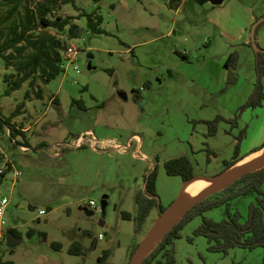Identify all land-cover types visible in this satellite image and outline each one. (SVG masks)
I'll return each mask as SVG.
<instances>
[{"label":"rangeland","instance_id":"374dc122","mask_svg":"<svg viewBox=\"0 0 264 264\" xmlns=\"http://www.w3.org/2000/svg\"><path fill=\"white\" fill-rule=\"evenodd\" d=\"M29 1L34 6L47 0ZM172 1L101 0L96 3L94 0H76L75 8L73 4L59 0L49 13L50 17L78 15V9L88 13L96 11L102 16L101 27L105 31L91 32L87 16L76 19L82 29L78 38L70 39L66 31L49 29L66 44V49L61 50L65 71L48 84L37 79L31 86L30 80H27L22 88L6 94L3 75L7 69L5 60L0 57V153L5 145L8 155H20L19 150L15 149L16 143L1 120H10L12 105H18L24 98H32L37 105V124L33 122L36 125L33 124V130L29 134L33 145L44 143L47 150L69 149L74 146L75 139L87 131H91L99 140H112L108 146H99V151L105 150L103 154L93 153L87 141L85 149L80 151L82 153L77 155L74 151L76 155L67 156L70 162L65 159L55 160L63 165L54 168H27L15 164L16 169L22 172L23 181L43 184V193L26 196L15 189L11 194L10 178H13V172H9L0 186V205L4 198L10 201L2 215L4 224H0V261H12L15 264H130L137 247L162 211L177 198L183 184L181 177H169L164 164L158 163L151 156V149L157 143L147 133L138 130V124L158 129L161 148L166 146V152L169 147L177 151L180 148L179 140L184 145L188 142L193 145L189 140L190 135L203 133L204 125L195 121L198 118L191 109L185 110L182 101L186 102L184 96L190 94L185 92L183 95L184 90L169 83L167 67L162 66L161 73L164 75L161 78L164 83L159 84L157 77L154 78L157 70L152 67L155 56L141 58L139 54L152 49L160 50L163 52L161 63H174L181 57L172 48L179 52L201 50L203 53L226 52L232 48H227L226 39L217 36V29L213 25H207L206 14L212 8L211 3L200 4L197 0H185V10L176 14L177 4L174 0L172 6ZM173 22L176 35L153 42ZM252 28L253 25L251 30ZM256 29L257 43L264 48V22L259 23ZM261 33L263 41L259 43ZM70 50L76 52V55L72 53L76 57L73 62L69 61ZM252 50L256 52L254 47ZM233 51L241 54L238 48ZM89 61L91 65H88ZM16 69L13 65L8 71ZM147 73L150 81L156 84L154 89L145 86L150 83L146 81ZM137 82L143 84L138 86ZM262 83L264 94V76ZM28 90L30 96L26 97ZM135 91L142 93L153 103L150 114L146 113L141 117L143 102L135 103ZM64 93H69L78 102L71 106V111H66L70 107L65 103L66 110L56 107L55 94ZM121 93L126 94V100ZM245 104L235 113L240 125L236 136H239L240 131L246 130L241 142L242 149L250 148L253 143H257L256 148H259L264 143V100L259 105L243 109ZM251 109L254 110L249 112ZM223 121L232 123L234 120ZM234 122L236 126L232 125L237 127L236 120ZM219 131L225 133L221 126ZM204 133L209 134L206 126ZM133 134L144 138V148L137 149L140 144L138 140L133 146L131 143L127 147L126 141ZM221 145L225 146L226 143L221 142ZM162 154L160 149L159 156L162 157ZM29 155L35 156V153L31 152ZM207 161L210 164H201L198 160L200 164L195 165V176H214L222 171L218 170L220 166L214 162L213 156L208 157ZM155 167L158 168V205L136 231L139 212L136 196L144 192L146 177ZM9 170L8 166L6 172ZM104 201H107L106 205ZM255 201V194L240 197L233 202L232 211L238 210L244 221L248 217L249 205ZM90 202L97 209H91ZM42 209L48 213L42 215ZM125 213L130 215L129 219L123 216ZM204 217L214 221L225 220L228 217L226 207L209 210L185 226L181 238L174 242V264H262L263 248H234L227 255L210 252L206 238L194 235ZM10 229L20 233L21 243L9 245L7 236ZM31 230L35 234L30 237L28 233ZM41 234H45V238ZM74 243L82 245L81 255L69 253Z\"/></svg>","mask_w":264,"mask_h":264},{"label":"crops","instance_id":"0c3cea01","mask_svg":"<svg viewBox=\"0 0 264 264\" xmlns=\"http://www.w3.org/2000/svg\"><path fill=\"white\" fill-rule=\"evenodd\" d=\"M197 1L200 4H203L205 2L211 3L207 0ZM176 4V14H180L181 12H183V10H185V0H179ZM211 4L212 8L208 9L206 14L207 25H213L217 29V36L219 38L226 39L225 44L227 48H232V50H227L226 52L222 51L219 53H203L201 50L196 52H192L191 50L179 52V50L172 48V51L174 53H178L181 57V59L177 58V61L174 63H161V59H163L161 58V53L163 52H161L160 50L155 51L152 49L150 52L142 51L139 54L141 58H147L149 55L155 56L153 58L155 60H153L152 62V67L153 69L157 70L154 78L157 77L156 79L158 80L159 84L164 83L163 78H161V75H164L161 73L162 66L165 65L167 67L168 76L170 78L169 83L175 88L184 90L183 95L186 94L185 92L190 94V96H184L186 97V102L182 101L185 110L191 109L192 113L196 114L198 118L195 121L200 122L204 125V127L202 128L203 133L199 132L198 134L190 135L189 137V140L192 141L194 146L190 142H188L187 145H184V142L179 140L180 151H178L179 149L176 151L172 147H169V150L166 152V146H163V148H161L159 142L160 132L158 131V129H154L148 127L143 123H139L138 130L147 133V136L157 143V146L151 149V156L153 158H156L158 163L162 162L163 164H165V162L171 159L178 158L180 156H186L192 162L195 168V165L200 164L199 162H201V164H210L209 161H207L208 157L213 156L214 162L220 166L218 170H223L222 162L230 159L233 156L235 146L237 144L236 133L240 128L239 121L235 117V113L238 108L245 104L255 87L256 57L255 51L253 52V47L250 44L252 41L251 26L256 21L263 18L262 16L264 15V0H224L221 4L218 5H214L213 3ZM263 21H261L260 23H262ZM174 24L175 22L169 25L165 32H160V34L155 37L153 42H160L165 38H171L176 35L177 30ZM258 41L259 43H262V33L259 35ZM235 48H238L241 52V54H239L238 65L235 70V73L239 80L237 79L234 84H227L228 68L225 65V61ZM146 77L148 78L146 81H149L150 83L145 86L149 87L150 89H154L156 84L154 81H150L151 78L149 76V73H147ZM137 83L138 86L143 84L142 82ZM160 86L161 85H158V87ZM135 94V103L140 104L143 102L140 111L142 113L141 117H143V115H145L146 113L150 114V109L153 107V103L148 100V98L142 93L135 91ZM55 98L56 100H58V103H56V107L58 109L61 108L63 110H66L64 103L65 105H68L70 107V110L67 109L66 111H71V106L73 107L75 103H78L76 102L75 98H71L69 96V93L59 95L55 94ZM35 103L36 101L32 100V98L31 100H25L24 98V100L18 105H12L13 111L11 114L10 123L13 124L17 130L23 132L25 136L24 138L22 136H19L17 140L21 142H24L26 140L29 142V145L19 146L15 144L17 145V148L15 149L19 150L20 153V155L17 156L14 155L13 157H11L10 155H8V148L5 145H3L4 150L1 151L2 153H0V169L5 170L6 166H11L9 171H4L5 173L2 175L3 177L0 176V186L7 178L9 172H13L14 176L13 178H10L12 182L11 194L14 193L15 189H17L18 192L22 195L26 194V196H31L33 195V193L37 192L40 194L43 193V189H41L43 184L37 181H23L22 172L16 169L15 164L18 163L20 166H27V168H54L56 166L63 165L59 164L58 161L56 163L55 160L65 159L70 162L71 160L67 159V156H73L82 153L80 151L82 149H85L87 141L88 143H90L89 147L91 151L95 154L104 153L103 151L105 150L99 151L100 145L108 146V144L112 143V140L110 139L99 140V138L91 131H87L82 135H79L75 139L73 144L74 146L72 148H69L70 150L68 148L59 150H47L48 147H46L47 145H45L44 143L33 145L29 138V134L32 132L33 126L37 124L36 113L38 111L37 105ZM253 110L254 109H251L249 112H252ZM218 117H221L225 120H236L238 126L234 127L230 122L220 121L216 134L213 136H208L204 133L205 126L207 128V132L209 131L206 123L214 121ZM34 121L36 124L33 123ZM220 126L222 127V129H224L225 133H221L219 131ZM6 130L8 131V134L10 136V131L7 127ZM221 134L225 136H221ZM89 138L92 139V143L89 142ZM17 140H14V142L16 143ZM115 140L116 139H114V142ZM137 140L140 142V144L137 145V149L144 148V138H142L138 134H133L127 139V147L130 146L131 143L133 146L134 142H137ZM221 142H225L226 145H221ZM256 146H258V144L253 143L250 148L242 149L241 147L240 162L246 158L258 155L259 153L264 154V150L255 153L256 150L260 148H256ZM124 148L126 147L124 146ZM160 149L163 152L162 157L159 156ZM74 151H76V154L74 153ZM31 152L35 153V156H30L29 153ZM210 162H212V160H210ZM17 172L21 173V176L19 178H17ZM8 204H10V201ZM49 209L52 210L51 207H49ZM43 210L45 209H42L40 211Z\"/></svg>","mask_w":264,"mask_h":264},{"label":"trees","instance_id":"16d2710c","mask_svg":"<svg viewBox=\"0 0 264 264\" xmlns=\"http://www.w3.org/2000/svg\"><path fill=\"white\" fill-rule=\"evenodd\" d=\"M94 1L99 3L101 0ZM175 1L177 3L179 0ZM62 2L70 3L75 8L77 7L76 0H62ZM58 3L59 0H47L33 6L29 0H0V57L5 60L7 69L3 75V80L6 83V94H12L13 91L20 89L27 80H30L31 86L37 82V79L48 84L65 71L61 50L66 49V44L54 33L50 32L49 29L53 28L60 32L66 31L70 39L78 38L81 36L82 29L76 23V19L87 16L88 28L91 32L103 33L105 31L101 27L102 16L96 11L88 13L78 9L80 11L78 15L50 17L49 13ZM173 3L174 0L171 2L172 6ZM262 17L264 18V15ZM38 30L40 32H37ZM256 35L257 29L255 38L252 39L250 44L253 45L255 42L261 48L257 43ZM255 57L256 84L243 109L259 105L264 100L262 85L264 48L255 52ZM238 59L239 54L233 51L225 61V65L228 68L227 84H232L238 79L235 73ZM13 65L17 67L16 71L9 72L10 66ZM25 95L26 97L30 96L29 90L26 91ZM55 103H58V100ZM223 120L225 119L218 117L214 121L206 123L209 128L208 136L216 134L217 125ZM231 122L236 126L234 121ZM1 123L9 129L10 137L13 140H17L19 136L25 137L23 132L17 130L10 123V120H1ZM245 135L246 130L240 131L233 157L223 162V170L221 172L226 171L241 159V142ZM16 144L26 146L29 145V142L17 140ZM262 149H264V143L256 151ZM164 168L169 177H181L183 182L195 176L193 164L186 156H180L165 162ZM157 169L155 167L147 175L144 192H140L136 196V202L139 206L138 216L136 217V231L146 221L152 209L158 205ZM250 194L256 195V201L249 205L248 217L242 221L241 213L238 210L232 211V204L236 199ZM223 206L227 210V219L214 221L204 217L201 225L194 231L195 236L206 238L208 250L227 255L234 248L264 249V169H262L244 176L218 195L210 196L197 204L180 222L169 230L145 258L144 264H174V242L181 238V233L185 226L197 216ZM123 216L127 219L130 218V215L126 213ZM8 233L21 237L20 233L15 229H10ZM33 234L35 232L31 230L28 236L31 237ZM41 236L45 238V234H41ZM58 246L60 247V245ZM69 253L81 255L82 245L74 243L70 247ZM0 264L15 263L12 261H0ZM262 264H264V258Z\"/></svg>","mask_w":264,"mask_h":264},{"label":"water","instance_id":"95a60500","mask_svg":"<svg viewBox=\"0 0 264 264\" xmlns=\"http://www.w3.org/2000/svg\"><path fill=\"white\" fill-rule=\"evenodd\" d=\"M207 1H210L214 5H218V4H221L224 0H207ZM261 21H263V18L259 19L258 21H256L253 24V28L251 30L252 39L255 38L256 28H257V26L259 25V23ZM252 46L254 47L256 52L261 50V48H259L255 42L253 43ZM88 65H91L90 61L88 62ZM121 96L124 97L125 100H126L127 96H126L125 93H121ZM262 150H264V149H262ZM262 150H260V151H262ZM257 152H259V151H256L255 153H257ZM242 159H244V158H242ZM240 160L236 164H234L232 167L227 169L226 171L220 172V173H218V174H216L214 176L197 175V176H194L192 179L183 182L177 198L173 201V203L165 211H162L160 217L155 222L153 227L150 229V231L148 232L147 236L144 238V240L137 247V249H136V251H135V253H134V255H133L132 259H131L130 264H144L145 258L153 251V249L157 246V244L169 232L168 231L163 236V238L153 247L154 242L157 239V237H158L159 233L161 232L162 228L164 227L166 222L173 215H175L177 213H183V217H184L197 204L201 203L206 198H208L210 196H213L216 193H219V192L225 190L226 188H228L229 186H231L235 182H237L240 179H242L244 176L264 169V154L261 157L253 160L249 164H247V165H245V166H243L241 168H238L236 170H233V168L240 162ZM202 179L203 180H207L209 182H212L213 184L211 186H209L208 188H206L203 192H201L199 195H197L193 200H191L187 204L179 205V201L181 199V194H182V191L184 189V186L186 184L194 183V182L202 180ZM226 182H230V183L225 188H223L222 190H218V188L223 183H226ZM106 204H107V201H104V205H106ZM7 240H8L9 245H15V244H18V243L22 242V239L16 237L15 235H13V233H9L8 234Z\"/></svg>","mask_w":264,"mask_h":264},{"label":"bare ground","instance_id":"6f19581e","mask_svg":"<svg viewBox=\"0 0 264 264\" xmlns=\"http://www.w3.org/2000/svg\"><path fill=\"white\" fill-rule=\"evenodd\" d=\"M263 154L259 153L258 155L249 157L244 159L243 161H241L240 163H238L233 170H236L238 168H241L247 164H249L250 162H252L253 160L261 157ZM230 182H226L223 183L218 190H222L223 188H225ZM213 183L209 182L207 180H199L196 181L194 183H189L186 184L184 186V189L182 191L181 194V198L179 201V205H184L187 204L188 202H190L191 200H193L197 195H199L201 192H203L206 188H208L209 186H211ZM187 186V188H186ZM183 195V196H182ZM183 217V213H177L175 215H173L164 225V227L162 228L161 232L159 233L157 239L154 242L153 247L163 238V236L174 226L176 225L181 218Z\"/></svg>","mask_w":264,"mask_h":264},{"label":"built area","instance_id":"2783aa9c","mask_svg":"<svg viewBox=\"0 0 264 264\" xmlns=\"http://www.w3.org/2000/svg\"><path fill=\"white\" fill-rule=\"evenodd\" d=\"M72 53H74V54L76 55V52H74L73 50H70V53L68 54V56L71 57V59H69L70 62H73V60L76 59V57L73 56ZM88 136H89V135H88ZM89 141H90L91 143L93 142L91 138H89ZM23 150H25V149H23ZM8 166H9V165H8ZM8 166L5 167V170H6V168H7ZM10 167H11V166H10ZM5 170L0 169V176H2V175L5 173V172H4ZM20 176H21V173H20V172H17V178H19ZM8 203H9L8 199H7V198H4V200H3V202H2V205H0V224H4V221H2V215H3L4 210L6 209V206L8 205ZM90 208H91V209H97L96 206H95V204H94L93 202H90ZM40 213H41L42 215H45L47 212H46L45 210H43V211H40ZM0 237H1V236H0ZM99 239H101V237H100Z\"/></svg>","mask_w":264,"mask_h":264}]
</instances>
